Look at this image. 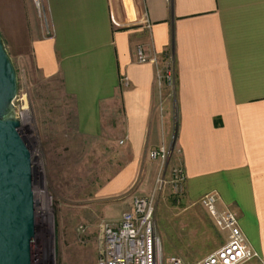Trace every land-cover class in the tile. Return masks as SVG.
<instances>
[{
	"label": "crops",
	"instance_id": "crops-1",
	"mask_svg": "<svg viewBox=\"0 0 264 264\" xmlns=\"http://www.w3.org/2000/svg\"><path fill=\"white\" fill-rule=\"evenodd\" d=\"M32 1L1 0L0 29H36L33 62L61 78L80 128L112 131L122 166L108 193L149 194V153L165 143L188 198L216 191L259 253L245 264H264V0H44L41 24ZM169 57L172 95L158 78Z\"/></svg>",
	"mask_w": 264,
	"mask_h": 264
},
{
	"label": "rangeland",
	"instance_id": "rangeland-1",
	"mask_svg": "<svg viewBox=\"0 0 264 264\" xmlns=\"http://www.w3.org/2000/svg\"><path fill=\"white\" fill-rule=\"evenodd\" d=\"M32 5L37 21L45 23V12L40 15L33 1ZM35 31L27 29L25 39L15 29H0L17 68L15 106L22 119L20 131L32 154L36 219L43 235L40 264H98L104 247L102 225L114 222L109 213L122 210L126 196L149 195L155 188L156 224L166 255L177 254L192 263L222 246L226 232L216 225L201 198L189 199L185 189L179 191L172 183L170 167L175 161L171 158L168 166L161 164L149 194L134 190L108 193L122 166L113 133L80 128L74 100L65 92L61 78L44 76L33 62Z\"/></svg>",
	"mask_w": 264,
	"mask_h": 264
},
{
	"label": "built area",
	"instance_id": "built-area-1",
	"mask_svg": "<svg viewBox=\"0 0 264 264\" xmlns=\"http://www.w3.org/2000/svg\"><path fill=\"white\" fill-rule=\"evenodd\" d=\"M33 1L42 15L44 0ZM137 59L139 62L156 61V57H150L143 46L137 49ZM158 78L174 90L175 75L171 58L169 67L160 72ZM123 81L126 84L129 82L127 77ZM149 155L152 159L160 160L162 166H168L170 148L164 143L152 149ZM170 171L176 189L184 190L187 180L184 166L175 162ZM156 193L155 188L149 195L134 196L132 208L123 211L118 221L103 223L104 247L98 264H243L259 256L243 231L238 214L229 208L218 207L219 194L216 191L204 194L200 201L212 215L216 225L227 233L225 243L192 263L186 262L177 254L166 255L156 224Z\"/></svg>",
	"mask_w": 264,
	"mask_h": 264
},
{
	"label": "water",
	"instance_id": "water-1",
	"mask_svg": "<svg viewBox=\"0 0 264 264\" xmlns=\"http://www.w3.org/2000/svg\"><path fill=\"white\" fill-rule=\"evenodd\" d=\"M19 78L0 33V264H40L32 154L20 131Z\"/></svg>",
	"mask_w": 264,
	"mask_h": 264
},
{
	"label": "bare ground",
	"instance_id": "bare-ground-1",
	"mask_svg": "<svg viewBox=\"0 0 264 264\" xmlns=\"http://www.w3.org/2000/svg\"><path fill=\"white\" fill-rule=\"evenodd\" d=\"M42 209H41V215L42 216H44V214L47 212V209H46V207H45V205H44V203H45V201H46V198H45V195L43 194L42 195ZM41 237H43V235L41 236Z\"/></svg>",
	"mask_w": 264,
	"mask_h": 264
}]
</instances>
